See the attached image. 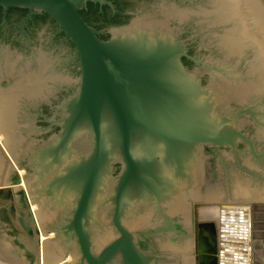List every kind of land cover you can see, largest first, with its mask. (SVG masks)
Segmentation results:
<instances>
[{
	"label": "water",
	"instance_id": "1",
	"mask_svg": "<svg viewBox=\"0 0 264 264\" xmlns=\"http://www.w3.org/2000/svg\"><path fill=\"white\" fill-rule=\"evenodd\" d=\"M86 1L0 0L3 10L47 13L73 44L79 63L76 88L57 103L61 118L51 121L57 125H29L35 136L50 133L33 138L20 158L0 145L7 168L0 194H10L22 179V196L53 212L49 222L36 217L38 231L53 234L41 244L51 241L60 249L52 263L69 255L71 261L60 264H112L115 257L120 264H150L152 257L122 222L126 211L153 205L163 217L162 203L189 189L197 147L202 154L207 146L233 150L239 139L256 155L233 123L242 112L220 113L217 88L209 83L213 75L201 83L209 68L186 53L169 20L166 28L131 24L146 11L109 28V38L101 40L77 13ZM181 57L194 66L188 69ZM17 160L24 162L21 177ZM105 226L113 235L99 246L94 237ZM172 227L167 223L158 232Z\"/></svg>",
	"mask_w": 264,
	"mask_h": 264
},
{
	"label": "rangeland",
	"instance_id": "2",
	"mask_svg": "<svg viewBox=\"0 0 264 264\" xmlns=\"http://www.w3.org/2000/svg\"><path fill=\"white\" fill-rule=\"evenodd\" d=\"M128 4L133 13L132 17L135 15L142 14L146 11H149L146 13V15L143 14L142 16L137 18H150L149 15L152 13L153 9L155 10L156 8H161V7L164 8L172 7L173 5L180 9H185V10L189 8L190 11L192 10V12L196 10L194 11L197 12L196 14H193L194 12L191 13L192 15L186 17L185 20L182 19L179 21L177 19L170 18L169 25L173 30V32L179 33V37L184 43H187V41L191 39L195 41L196 46L194 47L195 50L194 53L196 57L200 60L202 65L207 66L209 68L208 69L209 72L208 73L204 72L203 74L205 75V82L203 84H205L211 78V75L213 76L209 80V83L211 81H218L219 79L222 80V82H226L231 87L232 86L236 87V85L240 83L236 88H240V86H242V83L245 84L247 82H250L251 80L252 81L255 80V84L258 82V80L256 81L254 74L250 75V71H249L250 69L249 66L252 65V63L254 64L255 62L254 55H252V53L254 54V51L250 48V46H247L248 48L243 50L244 51L243 55L239 54L233 56L232 54H227L226 52H223V50L220 49V45L218 43L220 41V36L222 35V34L220 35V33L224 31L223 30L224 28H222L224 26H221V24L220 25L216 23L214 24L210 20L204 18V16H202L203 14L199 15V12H201L202 8L203 9L206 7L211 8L210 6H212V4L209 2V0L207 1L206 0H131ZM209 4L210 6H208ZM262 5L264 8L263 0H262ZM192 16L195 18H197L196 16H198L199 18L203 19L204 22H206V24L201 23V25L206 26L207 24H209L208 28L199 29L195 27L191 31H186L187 28H185V26L186 27L189 26L187 22L189 20L187 19L191 18ZM166 22H168V20L163 23L164 26L166 25ZM210 22L213 24H210ZM217 32L219 33L217 34ZM31 49L33 50H28L29 52L27 50L22 49L18 51V55H16L15 57L18 63V67H20L24 71L33 70L31 69L32 66L29 67V65H35L39 60H43V59L46 60V56L44 57L43 53H42L43 56L41 54H38L39 51H41L39 48H35L34 46V48ZM43 50H44L43 52L47 54V51L49 49L46 50L43 48ZM246 51H248L249 53L248 52L245 53ZM67 55L68 54H66V56ZM251 57H253L254 59ZM16 61L14 62L16 63ZM38 63H37V67H34V69L39 70L40 72H45L46 62L39 61ZM51 63L54 64L55 62L51 61ZM2 64H3V68H5L3 60H2ZM20 68L16 69L15 73L17 74L21 73L22 71L19 72L21 70ZM41 69L43 71H41ZM215 71H218L219 73H215ZM230 95L231 97L227 95L225 97L226 99L224 98L220 101L221 102L219 103L221 106L220 113H222L226 117H230L233 115L232 113L237 108L247 106L246 108L248 109V113L245 110H242L241 111L242 113L238 115V117L235 119L233 123L236 127V130L241 132L243 135L247 137V139L251 141L256 156H253L251 150L248 148V145L244 141L239 139L236 142L235 150H232L229 146H226L224 148L220 147V149L222 150H219L218 152H213L212 151L213 149H211L210 147H205L204 148L205 154H202L200 151H198L199 154L198 157H201L202 160L200 163L202 170L199 169L200 173L199 176H197L198 179H194V176L191 175L190 190L188 194L185 196L184 193L182 192L166 199L165 202L163 203V207L164 205L165 207H167V204L172 202V199L176 197L177 199L183 200V202L187 203L186 204L188 211L187 214L191 210L192 213L190 214L194 216V219L197 221L198 220L202 221V219L198 218V215L195 212L196 208L194 210L193 208L194 205L196 206L197 203L201 204L203 200L201 199L198 200L195 199L194 197L196 190H199V188L201 186L203 187L204 183H206L205 178L208 168L214 170L213 172H215L216 174V178L214 177L213 182L215 185H218L221 192L223 191V196L221 195V197L224 199V201L228 202L229 200L234 199L235 197L234 190L236 188L235 185L239 183V181L240 182L242 181L244 184L248 185V186L244 185L245 187H252L253 189L258 188L257 189L258 193L264 192V141L262 140L261 137L259 139V137L256 135L257 127L258 129L260 128L264 130V88L261 89L260 91H256V93L254 91L248 93L247 95H245V99H243L244 97L243 98L242 97L236 98V96L232 97V95H234V92L231 93ZM235 95L237 94L235 93ZM66 97L67 96L63 97L60 101L64 100ZM26 100L29 101V99L26 98V96L23 97L21 96L18 100V105H17V107L19 106L18 107L19 111L17 113L16 119L18 122L17 125H19L20 127L17 134L21 137V141H20L21 144L19 145V148H17L18 154L15 155L17 158L22 157V154L28 151V149L30 148V144L34 142L33 138H40L39 136H35L34 133H32L29 130V125H28L29 122L26 117L27 112L23 111V106H26L27 104ZM60 101H57L56 105ZM13 122L14 121H12V126H15ZM49 133L50 132L44 133L46 134L45 137ZM18 173L19 176L21 177L23 174V170H19ZM20 186L22 187V189L24 188L23 181H21ZM237 196L240 198V195ZM242 197L245 198V196ZM24 200L22 203L21 196L18 191H16V193L14 192L11 196L0 194V264H37L38 248L36 247V251H35V244L36 246H38L39 239L36 236L38 234L36 232L38 231L36 229V226L34 225V219L29 211V209L30 208L32 209L33 205L35 204L30 203L27 200H25L27 201L25 202ZM261 201L262 203L264 202V200L262 199ZM20 210L25 211V214L28 215L26 220L23 221L21 220V217L24 215L21 214ZM138 210L139 208L138 206H136L133 209L129 210L128 215L126 212L123 217V223L129 228L130 232L132 233V239L135 245L138 248H140L142 251H144V253L148 254V256L152 257L150 264H196L194 241H193L194 227L190 220H189L190 222L187 223L186 220L187 214L182 216L180 214L172 213L171 215V213H169L168 210H165V208L163 209V212H165L168 216L178 217V222H179L178 227L182 231H185L184 233L185 235H179L177 232H173V231L158 232V229L163 224L160 216L155 212L153 205L149 206L145 210L144 212L145 214L143 217L144 218L143 220H145L143 221L144 223L141 222L142 225L140 224V226H138L136 229H133L131 226H129V224L126 223L128 222V219L130 218L131 214H133ZM254 213H255L254 218L261 216V218L264 219V206L261 209L257 207L254 210ZM25 216L24 218H26ZM182 217L184 219H182ZM184 221L186 223H184ZM207 222L208 224L210 223L211 225L214 224L213 222L210 221ZM211 225L210 227H213ZM197 226L198 224L195 225V228ZM105 228L106 226L103 227L102 231ZM107 228L109 227L107 226ZM213 230L215 233V227H213ZM102 231L100 233L96 232L94 237V241L99 246L103 244L104 243L103 240H105V238H101L100 234L102 233ZM39 234L41 235V240H40L41 242L44 239H46L45 236H42L41 232ZM48 237L49 238L53 237V234L50 233ZM99 238L102 239V240L100 239L101 241H103L102 243H100L101 241L99 240ZM182 242H184V245L185 244L188 245V248L187 249L185 248V250L174 251L173 249L175 247L174 245L180 246L181 244H183ZM112 264H120L118 257H115L113 259Z\"/></svg>",
	"mask_w": 264,
	"mask_h": 264
},
{
	"label": "bare ground",
	"instance_id": "3",
	"mask_svg": "<svg viewBox=\"0 0 264 264\" xmlns=\"http://www.w3.org/2000/svg\"><path fill=\"white\" fill-rule=\"evenodd\" d=\"M209 2L212 4V6H210V4L208 5L211 8L209 7H206L204 9L202 8L201 12H199V15L203 14L202 16H204V18L210 20L214 24L216 23L218 25L221 24V26H224L222 27L224 28L223 29L224 31L220 33V35L221 34L222 35L220 36V41L218 43L220 45V49H222L223 52H226L227 54H232L234 56L239 54L243 55L244 53L243 50L247 49L248 48L247 46H250V48L254 51V54L252 53V55H254L255 62L254 64L251 62L252 65H250L251 63L248 64L250 65L249 71H250V75L254 74L256 81L258 80L259 82V84L258 82L255 84V80L252 81L250 78L251 80L250 82H247L245 84L241 82L242 86H240V88H236L240 83L238 85L235 84L236 87L232 86L234 87L232 88L230 85H228L226 82H222V80L220 79L218 81H211L213 84L215 83L214 85H216L215 87L217 88V104L220 105L219 104L221 103L220 101L224 99L227 95L231 97L230 94L233 92L234 95H232V97L233 96H236V98L244 97L243 99H245V95H247L248 93L253 91L256 93V91H260L261 89L264 88V8L262 5V0L261 2L260 0H209ZM193 12L192 10L190 11L189 8L185 10V9H180L174 5L172 7H166V8L161 7L153 10L152 13L149 15L150 18H136L133 20L131 24L140 22V23L166 28L163 23L169 20L170 18L177 19L179 21L182 19L185 20V18L191 16L192 15L191 13ZM196 13L197 12H194L193 14ZM211 22L210 24H213ZM218 33L219 32H217V34ZM247 52L248 51H246L245 53ZM7 58L8 57L4 58L6 64H8L9 66L15 64V62L11 60L8 61ZM11 72L13 71H10V73ZM41 73L40 71L39 72L34 71L31 73L28 72L25 73L24 75H21L19 79L17 78L18 77L17 76L15 80L18 79L17 81H19V85L18 86L15 85L16 89L13 87L8 90L10 91V93H8L4 88L2 92L4 93V91H6L8 94L0 93V145L3 149L5 147L9 150H12L14 155L18 154L17 148H19V145L21 144L20 142L21 137L17 134L18 130L20 129L19 125H17L18 122L16 119L17 113L19 111L18 109L19 106L17 107L18 100L21 96L22 97L26 96V98L28 97L31 98L34 95L33 92L30 94L29 91V94H26L25 91L28 93L27 89H30L31 87H36L37 85H39V83L40 85H42L41 83L46 82V80L48 79V77H46L47 75L45 76L44 73L43 74ZM24 85H26L27 88H23L22 86ZM36 89L37 88H35L34 90ZM235 93L238 95V97L237 95H235ZM12 121H14L13 123L15 126H12ZM256 135L259 137V139L261 137L262 140L264 141L263 129L260 128L258 129L257 127ZM237 140L238 139H235L234 141L233 150L236 149ZM207 147L213 149L212 150L213 152H218L219 150H222L220 149V147L223 146H215V147L207 146ZM199 149L200 147H197L196 161L190 174L189 189L185 194V196L188 194L190 190L191 175L194 176V179H198L197 176H199L200 173L199 169L202 170L200 166L202 160L201 157H198ZM253 153H254V147H253ZM6 170H7L6 164L3 161V157L0 155V179L4 178ZM19 170L22 169L20 168L16 169V173L18 175H19L18 173ZM213 171L214 170H212L211 168H208L205 178L206 183H204L203 187L201 186L202 188L200 187L199 190H196L194 198L198 200L201 199L203 200V202L201 204L197 203L196 206L194 205V209L196 208L195 212L198 215L199 219L213 222L217 229L216 231H217V247H218L217 248L218 264H264V230H262L264 229L263 226L264 219H262L261 216L254 218V214H255L254 210L257 207L261 209L264 206V202L262 203L261 201V199L264 200V192L258 193L257 190L258 188L253 189L252 187H245L248 185L244 184L242 181L241 182L239 181V183L235 185L236 188L234 190V194H235L234 199L229 200L230 202L224 201V199L221 197V195L223 196V191L221 192L218 185H215L213 182L214 177L216 178V174ZM21 181L22 179L19 180L17 185H14V188L11 189L10 194H7V196H11L14 192L16 193V191H18L19 189H21L22 191V187L20 186ZM182 192L183 191L178 192L172 196H175ZM237 195H240V198ZM242 196H245V198ZM23 197L25 198V196ZM30 203H34V202H30ZM34 204L35 205H33L32 209L30 208L29 211L34 219V225L36 226V229L38 231L36 217H38L41 223L46 221L49 222L52 219L53 212L51 210L41 209L36 203ZM186 204L187 203L183 202V200L174 197V199H172V202L168 203L167 207H163V208H165V210H168V212L171 213V215L173 213L184 216L188 212ZM136 206L137 205L128 209L126 211L127 215L129 214L128 213L129 210L133 209ZM148 207L149 206H143L142 209H139L138 211L131 214L126 224H129V226H131L133 229H136L138 226H140L141 222L145 221L143 220L145 214L144 212ZM99 219L103 221L102 214H100ZM122 222H123V218H122ZM184 223L186 222L184 221ZM37 233H38L37 238L39 239L37 246L38 248L37 264H60V263H68L71 261V257L69 255H65L64 256L65 258L64 257L61 258L59 262L56 261L57 263H52V260L58 257L60 249L58 248V245H56L51 241L49 243H46L45 246L41 244L45 240L41 242L40 241L41 235L39 234L40 232L38 231ZM50 233L52 232L49 231L47 233H42V236H45L47 239L49 238L48 235ZM100 235L101 238H105L106 240L107 238L113 235V232L111 231L110 228L106 227ZM101 238H99V240ZM103 241H101L100 243H102ZM184 242H182L183 244H181L180 246L174 245L175 246L173 248L174 251L185 250V248L187 249L188 245L186 244L184 245Z\"/></svg>",
	"mask_w": 264,
	"mask_h": 264
},
{
	"label": "flooded vegetation",
	"instance_id": "4",
	"mask_svg": "<svg viewBox=\"0 0 264 264\" xmlns=\"http://www.w3.org/2000/svg\"><path fill=\"white\" fill-rule=\"evenodd\" d=\"M131 0H98L97 2L87 0L78 10L79 16L95 30L98 31V38L101 40H106L109 38L108 29L114 26H119L125 24L133 15L131 8L129 7V2ZM191 17L187 20L189 26H185L186 31H191L195 27L199 29H207L208 24L201 25L205 23L203 19L198 16ZM196 24V26H195ZM39 48L38 54L44 57L46 56L45 63V74L48 77L45 83L42 85H37L36 87H31L28 90L30 94L33 92V98L26 100V106H23V111L27 112L28 125H57L56 123H51L61 118L60 115L56 114L59 112L57 110L56 102L60 101L63 97L70 95L77 86L78 76H79V63L78 58L74 54L73 44L69 41L68 37L57 28L55 21L45 12H34L28 14L27 9L18 7H8L2 9L0 7V93H3V89L8 91L11 88H15V85H19L17 81L21 75L28 72H34L39 70L34 69L37 67L35 65H29L33 70L24 71L18 67V63L15 56L18 55L20 50H33L31 48ZM196 46L193 39L188 40L186 43V53L190 56H195L194 47ZM44 49H49L47 54L43 51ZM29 52V51H28ZM34 53V52H32ZM43 53V54H42ZM66 54H68L66 56ZM6 56L11 61H16L15 64L9 66L5 63ZM3 57V59H2ZM198 59L197 57H195ZM3 63L5 68H3ZM182 64L188 69L194 66L193 62L188 58H180ZM55 62L54 64L51 63ZM20 68L19 74L15 73L16 69ZM10 71H13L10 73ZM41 71H43L41 69ZM18 72V71H17ZM41 73V72H40ZM41 73V74H43ZM18 76V77H17ZM6 77V78H5ZM18 78L15 80V78ZM203 77V78H202ZM201 78V83L205 82V75ZM18 83V84H17ZM10 84V85H9ZM9 85V86H7ZM8 87V88H7ZM27 88L26 85L22 86ZM29 88V87H28ZM37 88L36 90H34ZM4 91L3 94H8ZM37 91V92H36ZM6 92V93H5ZM35 92V93H34ZM28 101V102H27ZM247 106L237 108L233 113L241 112L245 110L248 113ZM232 113V114H233ZM56 114V115H55ZM57 127L52 126L50 131H55ZM46 134L37 135L39 137H45ZM18 165L21 167L24 173V162L17 160ZM21 189L18 190L21 196V201L23 203ZM26 200V199H25ZM24 200V201H25ZM27 202V201H25ZM25 207V206H23ZM194 209V208H193ZM21 211V220L27 219V214L25 211ZM162 216H160L162 221L161 229L165 224L172 225L171 231L177 232L179 235H185V231H182L178 225V217H170L163 209H161ZM191 210L187 214V223L192 222L194 227V252L196 264H218V250H217V229L215 225H210L215 227V233L213 227H210L207 221L195 220ZM180 217V216H179ZM182 219H184L182 217ZM167 220V221H166ZM190 220V221H189ZM198 226L195 228V225Z\"/></svg>",
	"mask_w": 264,
	"mask_h": 264
}]
</instances>
